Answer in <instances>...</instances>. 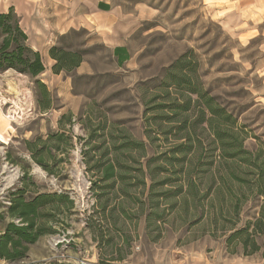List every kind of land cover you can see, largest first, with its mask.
Returning a JSON list of instances; mask_svg holds the SVG:
<instances>
[{"label":"rangeland","instance_id":"1","mask_svg":"<svg viewBox=\"0 0 264 264\" xmlns=\"http://www.w3.org/2000/svg\"><path fill=\"white\" fill-rule=\"evenodd\" d=\"M21 1L0 0V14L15 11ZM231 2H77L63 18L76 24L54 32L50 50L82 51L84 61L70 73L54 74L50 50L42 56L46 70L37 80L50 92L49 109L37 103L43 100L36 79L0 72V214L24 187L27 199L58 193L75 203L54 219L57 234L31 247L33 264H264V234L255 237L261 250L251 256L243 255L244 235L229 242L238 231L252 232L264 205V26L233 28L227 22L236 21V14L225 16L234 11ZM52 17L58 15L46 16L48 23L53 24ZM101 27L113 28L115 35ZM116 45L130 55L123 66L114 55ZM191 89L211 99L221 114H203L206 99L191 95ZM190 98L191 110L183 113L180 106ZM106 122L117 141L128 135L146 145V158L138 151L121 158L130 170L128 196L121 194L120 183L110 194L98 188L102 184L93 167L107 159L97 150ZM185 122L189 130H182ZM215 131L228 133L236 147L243 143L250 153L243 157L257 167L239 157H221ZM59 132L72 138L71 146L52 145L53 157L44 156L51 169L46 171L26 143ZM181 145L187 146L180 150L187 151L186 159L178 152ZM150 159L155 162L147 169ZM208 168L216 174L214 181L200 173ZM231 170L245 182L227 178ZM150 171L158 173L155 179ZM101 205L109 207L107 221L96 213ZM154 208L157 218H150ZM108 215L117 217L121 234ZM8 222L0 220V232ZM26 261L20 263L31 264Z\"/></svg>","mask_w":264,"mask_h":264},{"label":"trees","instance_id":"2","mask_svg":"<svg viewBox=\"0 0 264 264\" xmlns=\"http://www.w3.org/2000/svg\"><path fill=\"white\" fill-rule=\"evenodd\" d=\"M100 8L105 11L109 10V6L104 4H101ZM114 55L117 58L119 66H123L124 63L130 59V55L124 47L116 48L114 50ZM50 57L55 61L52 68L54 74H60L62 72L70 73L80 67L84 61V53L82 51H69L61 47L51 48ZM8 70H14L32 79H36L35 84L43 100H37V103L41 109H49L51 100L50 92L45 84L37 80L46 70L42 56L39 52L32 50L28 46V36L21 26L20 19L13 8L9 9L6 13L0 14V72ZM189 92H191V95L199 96L201 100L206 99V95L199 92L197 89H191ZM204 106L207 109H202L203 114H205L206 111H209L212 116L221 114L213 108L211 99H206ZM180 107H182L183 113H189L191 110V98L187 99V102ZM212 118L213 117L208 119V124H210L211 128H213V124L211 123L213 121ZM63 119L70 123V117L64 116ZM103 124L102 128L99 129V131L101 130L103 133L99 135L101 143L97 150H104L103 158L107 159L104 162H97L93 167V171L99 175V183L102 184V186L99 185L98 188L102 189L104 194H110L111 191L115 190L117 184L120 183L121 194L128 196V189H125V187L130 170L123 165L121 158L129 156L135 151L141 152V157L146 158V145L133 140L128 135H123L120 137V141H117L118 139L113 133L110 132V130L107 131V122ZM187 129V122H185L182 126V130ZM214 135L222 147L221 157H227L228 159L239 157L241 162H247L257 167V164L252 162V160L243 157L244 155H250V153L243 148V143H240L239 146L236 147L235 141L231 139L230 135L226 132L215 131ZM90 137L91 140H89V143H91L94 134H91ZM229 139H231V141L227 142ZM71 141L72 138L69 135L59 132L49 135L46 140L40 138L35 142H27L26 145L35 162L46 171H50L51 169L44 163V156L46 155V157H50L51 159L53 157L52 145L59 149L64 145L71 146ZM183 147L187 146H179L178 148L180 149L178 152L181 154L183 153V158L186 159L188 155L187 151H180ZM234 147L236 151H234ZM232 148L233 151L230 152L229 150ZM189 149H191V147L188 148V150ZM90 150L91 152L95 151V148ZM111 152L113 153L110 155ZM153 162H155L153 159L148 160L146 165L147 169L150 168ZM155 169L157 170V168ZM139 172L142 173L143 176L141 184L146 186V172H144L143 168H141ZM200 173L203 174L202 176L213 181L216 178V174L211 168L204 169L200 171ZM157 174L158 173L155 175L154 171H150L149 178L155 179ZM228 177L240 183L245 182V179L233 170L228 173L227 178ZM262 178L263 173H260L259 180ZM164 184L165 183H163V185ZM24 185H26V183L23 182V186ZM192 194L196 195L194 191H192ZM9 202L10 205L7 207L5 213L0 214V220L6 221L10 219V222L5 224L4 230L0 232V260L9 263L26 261L29 257L31 247L35 245L41 237L57 234L53 226L54 219L64 214L65 211L73 210L75 205L68 194L44 193L37 194L31 199H27L25 187L12 194ZM108 208L107 205H101V211L96 212L97 214H101L104 221H107L108 213L106 212ZM157 209L158 208H154L150 218H157ZM115 210V208H111L110 212ZM108 218L113 221L112 224L114 228L121 234L122 229L117 227V217L108 215ZM252 228L253 230L251 233L249 232V228L243 229L232 235L229 240V242H231L233 239H236V237L244 235L245 237H241L240 240L243 245V255L245 256L254 255L261 250L255 242V237L264 234V205L262 207L261 218L256 221ZM249 245L251 251H248Z\"/></svg>","mask_w":264,"mask_h":264},{"label":"crops","instance_id":"3","mask_svg":"<svg viewBox=\"0 0 264 264\" xmlns=\"http://www.w3.org/2000/svg\"><path fill=\"white\" fill-rule=\"evenodd\" d=\"M70 1H73V4ZM83 1L84 0H22L18 6L11 4V7H16H14L15 12L19 15L21 26L28 36L29 47L34 51L39 52L41 56H44L47 55L51 44H53V33L64 32L76 24V19H72L73 21L71 19L66 21L65 19L66 23H64L63 18H65V15L68 17L69 12H72L71 9L75 8L74 4L77 2L82 4ZM230 1H232L231 3L234 6V11L227 12L225 16H227L226 18H230V14H236V21L227 22L232 25L233 28L238 29L240 27H253L255 25L264 26V0ZM69 6H71V8H69ZM99 12L100 11L97 10L92 14L98 16ZM51 14L52 16H54V14L58 15V17H52L53 24L48 23L46 19V16H51ZM251 19L256 21H251ZM52 25H54V27H51ZM96 26H100L99 22L96 23ZM101 29H106V27H101ZM104 34L115 35L114 29L107 28ZM119 47L124 46L116 45L114 50ZM34 252V248H31L29 258L27 260L29 261L28 263L33 264L32 257L35 256ZM38 260L41 259L38 258Z\"/></svg>","mask_w":264,"mask_h":264},{"label":"built area","instance_id":"4","mask_svg":"<svg viewBox=\"0 0 264 264\" xmlns=\"http://www.w3.org/2000/svg\"><path fill=\"white\" fill-rule=\"evenodd\" d=\"M63 258L65 259V256H63ZM0 264H17V263H9L7 261L0 260ZM18 264H24V263H18ZM82 264H84V263H82Z\"/></svg>","mask_w":264,"mask_h":264}]
</instances>
